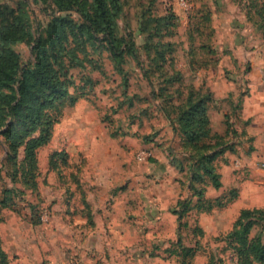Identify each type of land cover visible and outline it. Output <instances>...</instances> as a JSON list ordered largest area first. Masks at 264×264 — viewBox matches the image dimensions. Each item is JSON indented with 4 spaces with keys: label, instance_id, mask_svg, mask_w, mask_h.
I'll return each instance as SVG.
<instances>
[{
    "label": "rangeland",
    "instance_id": "374dc122",
    "mask_svg": "<svg viewBox=\"0 0 264 264\" xmlns=\"http://www.w3.org/2000/svg\"><path fill=\"white\" fill-rule=\"evenodd\" d=\"M73 1L72 10L62 11L53 0H0V23L8 10L23 5L24 19L33 39L15 47L22 65L34 62L33 40L44 33L54 17L83 21L85 12L91 10V0ZM249 1L120 0L122 12L117 18V35L135 43L134 53L125 55L121 63L112 60L101 41L82 37L77 30L74 34L68 32V47L79 50L76 55L80 62L74 61L77 66L68 72V77L74 81L70 93L77 100L74 105L64 100L49 110L53 121L51 137L48 144L38 150L37 166L32 171L34 178L27 182L35 185L32 189L24 184L23 173L29 166L21 162L22 147L16 161L9 160L12 152L3 134L6 127H0V198L5 196V189L22 191L7 195L12 203L10 209L20 218L37 223L34 233L40 236L36 259L23 261L24 264L62 261L118 264V259L126 264L134 255L128 249L132 241H135V258L141 257L145 247L140 233L133 239L124 234L118 237L112 252L106 241L103 243L94 235L84 240L85 244L76 243L77 239L67 240L66 187L78 189L73 177L79 174L87 183H98L97 187H105L110 180L113 189H127L117 201L120 207L126 201L133 207L142 203V193L157 198L161 189L173 193L172 196L161 194L166 201L173 196L189 197L193 191H189L185 136L172 109L180 93L186 95L190 89L210 91L217 98L209 110L213 113L211 135L224 133V110L229 117L228 133L223 137V144L216 146V150L222 152L212 162L221 186L214 189L212 180L206 176L193 184L195 190H205L204 201L221 203L216 212L202 220L208 233L201 235L200 249L193 263L237 264V257L224 237L241 209L264 210V37L261 42L260 30L239 29L230 36L238 46L231 50L229 36L218 33L216 26L220 15L245 16ZM209 10L212 15L217 12L218 21L214 24L211 17V23L201 26L202 34L193 32L198 18ZM159 17L164 21H159ZM252 76L258 78L255 92L263 107L261 110L251 108V114L246 116L241 109L243 100L254 91L249 86ZM227 99L232 103L225 102L221 112H216L219 101L223 105ZM161 107H166L171 115L166 116ZM216 142V138L211 140L212 144ZM192 201L194 203L196 198ZM104 203L108 207L114 205L110 198ZM184 220L193 225L182 229V241L193 247L195 243L190 237L195 225H199L198 214L191 213ZM262 230L264 232V223H256L249 236ZM32 239L37 242L34 236ZM150 246L153 252L155 244ZM160 246L166 257L160 262L177 264V258L164 251L172 248L171 243ZM17 259L14 264H18ZM139 259L141 263L143 258Z\"/></svg>",
    "mask_w": 264,
    "mask_h": 264
},
{
    "label": "trees",
    "instance_id": "16d2710c",
    "mask_svg": "<svg viewBox=\"0 0 264 264\" xmlns=\"http://www.w3.org/2000/svg\"><path fill=\"white\" fill-rule=\"evenodd\" d=\"M53 1L62 11L72 10L75 7L73 0H66L68 2L66 5L61 0ZM249 4L246 17L256 25L257 30H260L264 37L262 0H250ZM89 5L91 10L85 12L81 22L67 16L54 17L44 33L33 40L34 62L25 66L22 65L20 55L15 47L22 43L32 42L33 36L24 19L22 3L17 8L8 10V14L3 17L0 23V127H6L3 134L9 142L12 152V155L8 156L9 160L15 162L18 150L22 147L21 162L23 165L29 166L23 173L24 184L28 185V189L35 186L34 184L29 185L27 182L34 178L32 171L37 166L38 150L50 141L53 121L48 114L49 110L57 107L64 100H69L70 105H74L77 100V97L70 93V87L73 86L74 81L72 77H68V72L71 67L77 66L74 61H79L76 55L79 50L68 47V32L74 34V31L77 30L82 37L101 41L115 63H121L125 55L134 53V41L117 35V18L122 12L120 0H91ZM7 9L8 7H6ZM211 17V10L206 15H201L192 31L202 34L201 26L203 23H211ZM158 20L164 21L161 17ZM98 36H101V39ZM163 56V52H161L160 58L162 59ZM119 70L123 71L121 68ZM179 97L180 100L177 98V103L168 102L176 103L173 105L172 111L180 124L182 135L185 136L184 143L187 147L185 153L188 155L190 167L189 191L193 192L189 193V197L177 199L175 204L170 207V212L176 216L178 231L188 227L184 218L189 217L191 213H209L221 206V203L211 204V201H204L205 190H195L193 184L203 181V177L206 176L212 180L214 189L221 186L212 162L222 152L216 150V146L223 144V137L229 130V117L225 115L226 129L224 133H226L215 132L212 135L210 133L209 110L214 101L210 91L203 93L199 89H190L186 95L180 93ZM161 109L162 111L167 110L166 107H161ZM166 112V116L171 115L170 112ZM213 138L218 139V142L212 144ZM67 159L66 153V161ZM28 176L29 178H27ZM73 178L76 188L80 189L78 177ZM21 192L17 188L3 191L5 196L0 198V222L3 220L2 211L4 209L13 211L10 209L11 199L7 195L21 194ZM81 194L82 203L87 209V217L90 219L89 205L84 199L82 190ZM193 197L196 198L194 203ZM30 223L33 226L37 224L32 221ZM256 223H264L263 209H241L231 229L224 237L237 257V264H264L263 230L253 237L249 236ZM192 232L199 236L203 234L198 225H195ZM171 247L167 251L177 258V264H192L194 256L200 249L199 241L193 247L184 245L180 234L176 242L171 243ZM0 264H8L7 255L1 245Z\"/></svg>",
    "mask_w": 264,
    "mask_h": 264
},
{
    "label": "crops",
    "instance_id": "0c3cea01",
    "mask_svg": "<svg viewBox=\"0 0 264 264\" xmlns=\"http://www.w3.org/2000/svg\"><path fill=\"white\" fill-rule=\"evenodd\" d=\"M219 18L220 22L217 23L216 29L218 33L229 36L228 39L230 44L228 46L231 50H233L232 47L238 46L236 44L237 42L232 40L230 36L236 34L239 29L244 28L258 31L256 25L248 20L246 13L245 16L223 14L220 15ZM212 19L214 24L215 21H218L217 12L212 15ZM214 26L215 25H213V27ZM259 33L258 39L262 42L263 36L261 32ZM249 83L250 88L254 91L243 100L241 111L242 114L246 116L251 114V108H254V110H257V108L261 110L263 107L258 93L255 92V87L259 84L258 78L252 76ZM213 98L214 100L217 99L215 95H213ZM225 102H228L230 105L232 100L227 99L223 102V105H221L220 101L218 104L216 103L218 105L216 112H221L223 109L221 107L225 105ZM212 108L213 107H211V109ZM226 113V110H224V115H226ZM212 114L213 113L209 112L210 121ZM255 114L256 113H254V115ZM78 179L84 199L89 205L91 217L90 219L87 217V209L82 203L81 190L66 187V239L69 241L77 239L76 243L82 242V244H85L84 240L94 235L99 237L100 240H103V243L106 241V243H108V249L112 252L114 250L113 243L117 242L116 239H118V237L124 234L127 238L130 237L133 239L140 233L139 236L141 237L143 248L145 247L141 251V257L135 258L136 247H133L135 241H132V246L128 249H130L134 255L130 258L131 262L129 261L126 264H157V261H159V264H162L160 260L166 259V257L162 255L160 245L176 242L179 234L181 237L183 236L182 229L178 231L176 216L170 212V206L176 202L177 197L173 196L174 198L172 197L170 200L166 201L165 196L162 197V195L171 194L170 196H172L173 193H168V191L161 189L158 193L159 197L156 196L157 198H155L154 195L147 196L146 193H142V203L133 207V204L126 201V205L124 204L120 207L117 201L120 195L124 196L123 192L127 190L126 188H122L119 191L117 188L113 189L110 180L107 181L105 187H97L99 185L98 183H87V179H84L81 174L78 175ZM108 198L114 203L111 207H108L104 203ZM216 210L217 209H213L209 213L198 214V226L202 229L204 234H207L208 231L203 226L202 220L208 218L213 212H216ZM2 216L3 220L0 222V245L7 255L8 264L16 263V258H18V264H24L23 261L31 262L35 260V250L38 249L40 244V241H38L40 236L34 233V227L37 226H33L30 221L20 218L18 214H14L9 209H4L2 211ZM187 223L188 227L193 225L188 221ZM188 227H186V229ZM32 236L37 238V242L32 239ZM190 239L196 243L200 241L201 236L192 234ZM145 244H149V246H145ZM153 244H155V248L152 252V250L150 251V248H152L150 245ZM167 249L164 251H167ZM146 252L147 254H145ZM45 258L51 259V257L47 256ZM139 258H143L141 263ZM118 261V264H123V261L120 259H118ZM193 262L195 263V260L192 261V263ZM106 264H115V262L112 261Z\"/></svg>",
    "mask_w": 264,
    "mask_h": 264
},
{
    "label": "built area",
    "instance_id": "2783aa9c",
    "mask_svg": "<svg viewBox=\"0 0 264 264\" xmlns=\"http://www.w3.org/2000/svg\"><path fill=\"white\" fill-rule=\"evenodd\" d=\"M57 264H76V263H68V262L62 261V262H58Z\"/></svg>",
    "mask_w": 264,
    "mask_h": 264
}]
</instances>
